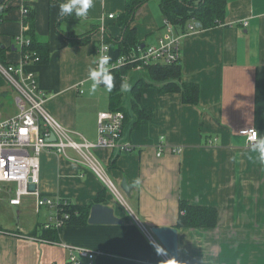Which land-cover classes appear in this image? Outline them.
<instances>
[{"label":"crops","instance_id":"0c3cea01","mask_svg":"<svg viewBox=\"0 0 264 264\" xmlns=\"http://www.w3.org/2000/svg\"><path fill=\"white\" fill-rule=\"evenodd\" d=\"M3 2L0 42L8 61L21 59L16 36L28 37L29 28L23 8H34L36 31L50 43L51 57L48 63L24 69L36 74L40 88L49 94L47 109L75 139L97 141L98 116L110 109V95L101 84L91 90L89 70L97 71L98 58L93 46L106 40V32L121 35L117 20L126 0H92L86 16L77 19H65L56 0ZM245 20L248 25L242 26ZM165 21L159 0H149L138 10L134 26L144 45L166 34ZM93 26L97 31L88 44L74 43L58 30L84 33ZM180 47L183 78L199 85L198 103H184L178 92L160 94L156 87H147L142 103L151 108L152 117L133 127L135 116L128 115L124 129L135 148L120 154L104 148L96 152L111 179L121 186L126 178L132 188L124 192L127 206L109 192L103 202L122 223L66 224L60 239H49L40 232L55 210L37 211L33 195L11 204L18 184L0 183V264H68L70 246L95 251L94 264H264V161L240 134L256 128L264 136V0H228L224 23L196 30L188 26ZM137 73L131 70L126 76L130 89L123 91L131 115ZM17 96L0 73L1 116L18 113L8 108L11 99L16 107ZM159 144L164 146L161 156ZM113 154L118 156L111 167ZM72 157H77L73 150L68 157L44 151L39 190L44 196L88 204L105 185ZM181 199L215 207L218 225L177 227ZM153 226L178 228V260L152 233Z\"/></svg>","mask_w":264,"mask_h":264},{"label":"built area","instance_id":"2783aa9c","mask_svg":"<svg viewBox=\"0 0 264 264\" xmlns=\"http://www.w3.org/2000/svg\"><path fill=\"white\" fill-rule=\"evenodd\" d=\"M26 13V7L23 8ZM114 18V15H110ZM247 26L248 21L241 22ZM167 32L157 43L138 46L132 54H126L112 59L110 45L101 39L98 44V58L96 68L99 70L101 56L110 57L107 69H117L122 66H131L133 71L144 72L154 63L173 64L181 56V39L184 34H175L174 28L168 20L165 21ZM190 30H196V23L189 25ZM18 45L29 44L30 39L24 34L16 36ZM39 57L32 58L30 51L24 52L16 63L4 65L0 63V73L9 85L18 93L16 107L18 113L12 117H3L0 114V183H17L16 196L11 199V204L19 205L22 198L27 195L36 196V208L42 207L55 210L50 219L45 222V229L61 230L69 219V214L64 212L68 205L66 198H53L44 196L39 190L41 182V154L52 151L68 157V151L73 150L77 157L74 159L84 169L92 171L103 182L108 192L114 198L127 206L124 191L115 183L108 174L107 167L97 156L99 149H109L113 153H123L135 148V145L124 137L127 114L123 110H105L98 116V139L89 141L84 137L77 140L72 133L47 109L46 92L40 88L36 74L25 71L24 66L34 64ZM246 137L247 143L253 145L260 138L259 130L249 128L240 131ZM55 140H51V136ZM255 137V139L253 138ZM163 145H158L157 155L161 156ZM35 184L32 191L30 185ZM68 264H94L97 253L90 248L70 246ZM173 264V263H169Z\"/></svg>","mask_w":264,"mask_h":264},{"label":"trees","instance_id":"16d2710c","mask_svg":"<svg viewBox=\"0 0 264 264\" xmlns=\"http://www.w3.org/2000/svg\"><path fill=\"white\" fill-rule=\"evenodd\" d=\"M64 4L66 0H56ZM149 0H126L125 10L119 15L117 24L121 27V35L113 36L108 32L106 42L110 45L111 56L113 60L126 54H132L138 46H144L139 39L137 29L134 26V21L138 10L145 5ZM228 0H159L161 10L166 17V20L174 28L176 34L187 33L189 22L200 23L199 28H209L218 24L224 23L227 11ZM6 2L0 4V19L3 18ZM27 12L24 13L25 24L29 26L27 38L30 39L29 44L21 45V55L24 52L30 51L31 57H39V60L34 64H45L50 61L51 48L50 43L38 35L36 31V13L35 9L26 7ZM74 8L70 13H65V19H77L74 13ZM197 29V28H196ZM66 37L73 40L74 43L88 44L92 42V37L97 31V27L93 26L84 33L76 31H67L58 29ZM98 44L94 43L93 50L97 54ZM7 48L0 42V63L9 65L11 63L7 59ZM131 66H122L117 69H108L113 76V87L109 91L110 109L123 110L128 117V111L123 104L124 92L122 85L126 84V76L131 72ZM133 71V70H132ZM140 77L131 87V103L130 109L132 115L135 116L133 127H137L142 120L152 117L151 108L142 103L143 92L147 87H156L160 94L169 92H178L182 94L184 103H195L199 101V85L193 82L185 81L183 78L182 57L173 64L154 63L146 68ZM102 86L106 87L103 83ZM120 154V153H118ZM117 154V156H118ZM117 156L113 154L111 167H114L117 162ZM107 188L103 189L98 197L88 204H77L70 199L68 205L64 207V212L69 214L67 225H87L89 224V215L91 207L95 203L106 202ZM181 215L177 227L185 226L191 228L200 227H216L218 225V210L215 207L196 205L188 200H180ZM61 230L52 228H41L40 236L58 240L60 239ZM36 235V234H33Z\"/></svg>","mask_w":264,"mask_h":264},{"label":"water","instance_id":"95a60500","mask_svg":"<svg viewBox=\"0 0 264 264\" xmlns=\"http://www.w3.org/2000/svg\"><path fill=\"white\" fill-rule=\"evenodd\" d=\"M197 27L201 24L196 23ZM51 140H55V136H51ZM122 190L129 194L131 186L128 184L127 179L123 178L121 183ZM30 189L34 191L36 189L35 184L30 185ZM90 224H121L122 220L115 214V209L112 206L104 203H95L91 207L89 215ZM152 233L160 241L166 251L174 260L179 258V232L178 228L173 226H153L151 228Z\"/></svg>","mask_w":264,"mask_h":264},{"label":"clouds","instance_id":"9594fccd","mask_svg":"<svg viewBox=\"0 0 264 264\" xmlns=\"http://www.w3.org/2000/svg\"><path fill=\"white\" fill-rule=\"evenodd\" d=\"M92 6V0H71L70 3L60 5V14L70 13L73 8L76 9L77 16H86L88 9ZM110 57L101 56L99 60V70H89V78L93 81L91 90L94 92L97 86L103 83L111 91L113 87V76L109 73L107 67ZM127 88V85H122ZM255 139V137H253ZM253 150L259 154V158L264 161V136L260 137L252 145Z\"/></svg>","mask_w":264,"mask_h":264},{"label":"rangeland","instance_id":"374dc122","mask_svg":"<svg viewBox=\"0 0 264 264\" xmlns=\"http://www.w3.org/2000/svg\"><path fill=\"white\" fill-rule=\"evenodd\" d=\"M137 74H138V76H140L142 73H141V72H138ZM126 85H127V87H128V90H129V89H130V85H129V82H128L127 80H126ZM123 91H124V92H125V91L127 92V88H124ZM128 95H129V94H128ZM46 96H47V98L49 97L48 92H46ZM129 101H130V100H129ZM129 101H128L127 103H129ZM9 103H10V105L8 106V108L14 110V111L17 113V112H18V109H16V107L14 106L15 100H14V99H11ZM46 107H47V106H46ZM128 113H130V114H128V115H130L129 117H130V119H131V117L134 116V115H131V112H130V111H128ZM15 191H16V189L12 190L11 195L15 196V194H16ZM25 219H27V218L25 217Z\"/></svg>","mask_w":264,"mask_h":264}]
</instances>
